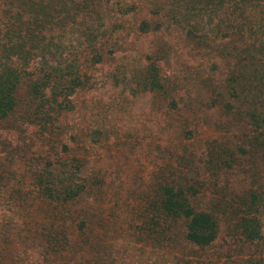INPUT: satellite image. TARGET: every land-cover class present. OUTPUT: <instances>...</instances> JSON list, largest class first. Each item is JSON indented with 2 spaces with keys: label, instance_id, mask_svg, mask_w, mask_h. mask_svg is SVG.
<instances>
[{
  "label": "trees",
  "instance_id": "obj_1",
  "mask_svg": "<svg viewBox=\"0 0 264 264\" xmlns=\"http://www.w3.org/2000/svg\"><path fill=\"white\" fill-rule=\"evenodd\" d=\"M149 36L142 68L114 85L177 116L165 134L204 157L169 145L145 182L111 183L90 148L117 155L122 137L82 118L79 96ZM177 40L202 60L182 82ZM221 230L264 264V0H0V264H208Z\"/></svg>",
  "mask_w": 264,
  "mask_h": 264
},
{
  "label": "rangeland",
  "instance_id": "obj_2",
  "mask_svg": "<svg viewBox=\"0 0 264 264\" xmlns=\"http://www.w3.org/2000/svg\"><path fill=\"white\" fill-rule=\"evenodd\" d=\"M156 37L149 36L140 38L135 41V47L126 53L118 54L113 63L109 67L98 66L94 70L95 88L89 92H83L79 98L85 100L87 104L88 115L95 118L97 123L105 125L112 130L115 135L121 136L119 146L111 148L114 153L106 151V144L91 146L90 150L96 151L98 154L91 156L94 163L102 165L107 170V178L109 182H130L141 184L149 177V172L157 162L164 161L168 155L166 146L186 143L195 154V161L202 160L204 153L198 144L188 134L182 132L180 136L176 133L166 135L165 132L173 128L174 120L177 116L169 115L166 110L160 106L151 103L147 94L139 93L134 97H130L121 87L114 85L113 73L119 75L121 82L129 77V74L136 73L142 68L143 59L147 53L148 46L155 42ZM80 41H84L79 33L71 34L67 37V42L71 50L79 51L82 47L78 45ZM174 40V39H172ZM176 50L175 57L172 59L171 66L168 67L169 75L172 80L182 82L189 74L195 75L197 66L202 60L200 57H191L184 49L181 48L180 42L173 41ZM179 89L181 87H178ZM186 94V89H183ZM121 96H126L130 101L127 104H120L116 110H110L106 107L109 104H118ZM111 111V112H110ZM70 117V115H69ZM76 116L68 118L75 119ZM78 122H85V119H78ZM204 127H201L196 137H201ZM123 143L124 145H120ZM169 143V144H168ZM161 147L164 149L161 150ZM119 155V156H118ZM113 184V188L123 194L124 189L121 186ZM113 190H110V194ZM119 234V233H115ZM120 242V241H119ZM256 248L242 240L228 237L224 230H221L216 243L204 252H199L208 264H252V260H257Z\"/></svg>",
  "mask_w": 264,
  "mask_h": 264
}]
</instances>
